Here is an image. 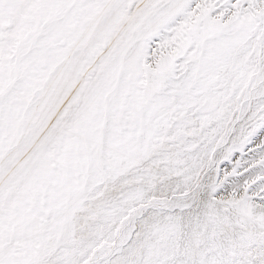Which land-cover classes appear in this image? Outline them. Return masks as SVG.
Wrapping results in <instances>:
<instances>
[{"label":"snow or ice","instance_id":"1","mask_svg":"<svg viewBox=\"0 0 264 264\" xmlns=\"http://www.w3.org/2000/svg\"><path fill=\"white\" fill-rule=\"evenodd\" d=\"M0 264H264V0H0Z\"/></svg>","mask_w":264,"mask_h":264}]
</instances>
